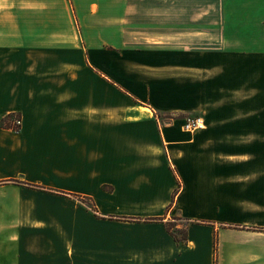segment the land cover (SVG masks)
I'll list each match as a JSON object with an SVG mask.
<instances>
[{"label":"crops","instance_id":"1","mask_svg":"<svg viewBox=\"0 0 264 264\" xmlns=\"http://www.w3.org/2000/svg\"><path fill=\"white\" fill-rule=\"evenodd\" d=\"M9 115L0 264H264V0H0Z\"/></svg>","mask_w":264,"mask_h":264},{"label":"trees","instance_id":"2","mask_svg":"<svg viewBox=\"0 0 264 264\" xmlns=\"http://www.w3.org/2000/svg\"><path fill=\"white\" fill-rule=\"evenodd\" d=\"M15 117L14 115H9L6 118H2L0 120V125L1 126H11V124L9 123L10 119H13V121H15L16 119L19 118H13ZM15 128H17V125H14ZM90 209L93 210V203H90ZM173 221L171 222H166L165 223V229L166 231L175 239V241L177 242V244H183L186 242V231L184 227H180V228H176V221L172 218ZM181 219L179 218V221ZM139 221V220H137ZM144 222H162L163 218H152V219H148V220H143Z\"/></svg>","mask_w":264,"mask_h":264},{"label":"built area","instance_id":"3","mask_svg":"<svg viewBox=\"0 0 264 264\" xmlns=\"http://www.w3.org/2000/svg\"><path fill=\"white\" fill-rule=\"evenodd\" d=\"M14 124L19 126L20 120L16 119L14 121ZM182 127L185 132L192 134L199 130L204 129L205 124L200 116H189L184 119Z\"/></svg>","mask_w":264,"mask_h":264},{"label":"rangeland","instance_id":"4","mask_svg":"<svg viewBox=\"0 0 264 264\" xmlns=\"http://www.w3.org/2000/svg\"><path fill=\"white\" fill-rule=\"evenodd\" d=\"M113 41H115V43H119V39H112ZM141 41V43H145V44H158L159 41L164 40V39H157V38H141L139 39ZM136 41L135 38H128L127 39V43H134ZM174 219L177 225H179L180 227H183L184 222H182L181 220L179 221V217L178 216H171V219Z\"/></svg>","mask_w":264,"mask_h":264}]
</instances>
